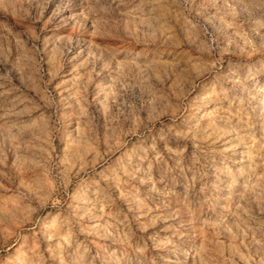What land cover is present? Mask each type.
<instances>
[{
    "label": "rangeland",
    "instance_id": "rangeland-1",
    "mask_svg": "<svg viewBox=\"0 0 264 264\" xmlns=\"http://www.w3.org/2000/svg\"><path fill=\"white\" fill-rule=\"evenodd\" d=\"M0 264H264V0H0Z\"/></svg>",
    "mask_w": 264,
    "mask_h": 264
}]
</instances>
